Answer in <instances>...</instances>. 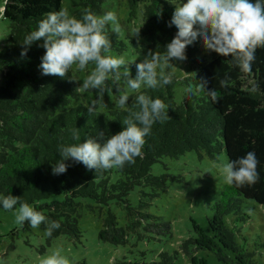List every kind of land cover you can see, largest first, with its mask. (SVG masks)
Masks as SVG:
<instances>
[{"label":"trees","instance_id":"1","mask_svg":"<svg viewBox=\"0 0 264 264\" xmlns=\"http://www.w3.org/2000/svg\"><path fill=\"white\" fill-rule=\"evenodd\" d=\"M105 1L77 0L73 15L79 18L85 9H89L102 16L108 12ZM61 2L3 0L1 17L7 19L9 30L7 42L0 48L3 78L0 83V195L18 196L21 202L31 204L49 221L59 222L60 228L51 237L45 234L47 243L60 234L70 238L81 235L78 225L82 207L80 198H88L99 206L114 202L123 209L124 223L119 222L113 211L106 209L99 232L102 240L125 244L129 235L137 240L145 237L160 239L171 234V223L161 215L146 211V207L149 198L166 189L167 175L152 174L153 163L163 156L177 157L190 150L209 158H215L223 151L228 160L252 151L259 161V179L253 185L240 187L225 182L220 187L213 203V217L218 221L217 227L211 228L214 247L210 248L223 264H256L252 251L237 242L236 229L222 219L232 215V221H243L247 218L244 207L249 200L264 204V47L256 49L250 70H244L231 57L219 54L209 59L197 57L194 41L185 49L186 59L194 63L193 73L172 76L170 84L156 89L142 87L139 92H129L125 110L114 108L103 112L93 109L89 112L90 107L83 103L68 105L70 99L77 96L76 70L70 69L64 78L42 74L39 67L45 52L39 46L42 40L34 42L26 55H21L25 37L38 29L39 22L47 14L60 10ZM169 3L170 0H126L124 8L128 19L133 5H141L138 7L139 20L150 22L146 32L153 36L149 46L163 54L164 47L178 31L175 25L168 26V16L157 7L166 5L169 8ZM106 31L111 41L108 55L123 53L129 47L124 38L130 39L138 48V42L129 33L121 37L110 24ZM125 60L131 78H135V65L139 61ZM120 72L119 81L113 83L111 80L110 86L117 93L127 84L123 67ZM201 78L207 81L206 91L215 90V102L206 91L200 90ZM221 81L226 83L222 85ZM175 83L182 86L179 101L174 98ZM141 93L153 99L160 98L167 105L170 118L152 126L151 134L145 137L142 154L134 163L125 164L123 168L94 171L69 160L66 161L70 165L66 173L52 174V166L60 159L61 146L83 142L89 136L95 137L98 131L104 132L105 139L121 131L127 109L136 110V97ZM73 129H78L80 141L73 140ZM136 187L139 198L132 203L128 195ZM146 187L149 190H145ZM54 195H61V198H51ZM39 227L45 230L46 224ZM202 247L198 239L190 235L180 240L178 248L157 251V259H130L122 255L108 264H178L181 256L192 258ZM140 253L144 254V251ZM70 264L95 263H86L82 259Z\"/></svg>","mask_w":264,"mask_h":264},{"label":"clouds","instance_id":"2","mask_svg":"<svg viewBox=\"0 0 264 264\" xmlns=\"http://www.w3.org/2000/svg\"><path fill=\"white\" fill-rule=\"evenodd\" d=\"M171 4L174 5V12L168 26L175 25L178 31L164 47L163 55L149 50L143 61L136 64L135 78H131L129 64L124 57L107 54L111 49L107 26L111 24L112 30L117 33L121 30L116 13L111 11L98 16L85 9L79 18L71 15L67 8L49 13L39 22L38 29L25 37L21 55H26L34 42L42 40L39 46L45 52L39 67L43 75L64 78L74 66L84 71L90 64L94 65L82 83L83 90L96 91L93 105L103 102L108 81L118 82L122 67L128 88L132 91L139 92L142 87L156 89L170 84L172 76L164 70L175 67L173 61H184L186 47L197 38L207 50L231 57L236 65L250 70L256 49L264 47V0H176ZM139 31L140 28L133 32L137 40ZM225 83L221 81L222 85ZM206 84L207 81L201 78L200 90L206 91ZM206 92L215 102V90ZM128 100V92L119 96L117 103L121 110H125ZM134 107L136 110L127 109L128 115L123 121L122 130L107 139L104 132L98 131L95 137L89 136L83 142L61 146L60 159L52 166V174L66 173L70 167L66 161L69 160L94 171L123 168L125 164L134 163L135 158L142 154L145 137L151 134L152 126L170 118L166 111L167 105L160 98L138 94ZM92 110V107L88 109L89 112ZM72 138L81 140L78 129L72 130ZM258 163L255 153L249 151L243 157L225 159L214 166L228 185L242 187L258 181ZM18 204L15 221L19 226L23 227L28 222L35 229L46 224L45 234L48 237L60 228L59 222L49 221L42 212L21 202L18 196L0 195V205L5 211H13ZM39 264H70V261L57 249L42 258Z\"/></svg>","mask_w":264,"mask_h":264},{"label":"rangeland","instance_id":"3","mask_svg":"<svg viewBox=\"0 0 264 264\" xmlns=\"http://www.w3.org/2000/svg\"><path fill=\"white\" fill-rule=\"evenodd\" d=\"M76 1L62 0L60 9L67 8L73 15ZM125 2L126 0H106L104 7L107 6L108 12L116 13L121 28L120 36L125 37V33H129L138 42V48L136 49L130 39L124 38L129 47L123 53L114 52V55L113 53L110 55L122 56L128 61L137 60L139 63L143 61L149 50L163 55L158 49L149 46V41L153 36L146 32L150 22L139 20L140 9L138 7L140 4L133 5L132 13L127 19L126 9H124ZM175 2L176 0H170L169 8L166 5L157 6L165 11L169 20L174 12V5L171 3ZM2 8L3 0H0V48L7 42L6 37L9 30L7 19L1 17ZM139 28V40H137L133 32ZM195 44L197 57L209 59L217 55L214 51L207 50L199 38ZM173 64L175 67L166 68L164 71L175 77L193 73L195 67L190 59L182 62L173 61ZM93 67L94 65L90 64L84 71L73 67L78 73V89L77 96L71 98L68 105L83 103L94 110L103 112L119 108L117 103L119 96L124 92L132 91L127 84L118 93L113 92L110 79L103 102L96 105L92 103L97 97L96 91L83 90V80L90 74ZM2 82L3 78L0 74V83ZM181 87L178 83L174 85V98L177 101L182 98ZM225 159L226 155L223 151L215 158H209L204 154L199 156L197 152L190 150L177 157L163 156L151 165L152 174L167 175L166 189L149 198V204L146 207V211L161 215L171 223V234L160 239L145 237L137 240L133 235H129L125 244H113L102 240L99 232L107 208L115 213L120 223L125 221L123 209L114 202L99 206L88 198H80L82 207L78 225L81 235L78 238H70L60 234L52 238L49 243L46 242L44 229L40 227L34 229L28 222L24 223L23 227L16 223L15 213L19 207L14 208L13 211L0 208V264H39L42 258L57 249L61 250L62 255L66 256L70 263L83 259L86 263L108 264L122 255L130 259L143 257L145 260H153L157 259V251L178 248L180 240L190 235L198 239L204 247L196 250L192 258L181 256L177 261L178 264H191L193 261H200L201 264H223L210 247H214L212 243L214 234L211 228L217 227L216 222L218 221L213 217V203L218 198L220 187L225 183L223 175L214 165ZM172 176L175 178L172 179ZM145 190L149 188L146 187ZM51 198L60 199L61 195H54ZM128 198L132 203H136L139 198V188H134ZM244 212L247 218L243 221H232V215H225L222 220L228 226H232L231 228L236 229L237 242L248 251H252L256 264H264V204L249 200L244 207ZM140 251H144V254Z\"/></svg>","mask_w":264,"mask_h":264}]
</instances>
